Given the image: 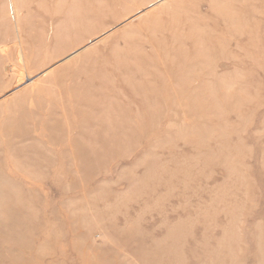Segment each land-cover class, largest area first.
<instances>
[{"label": "rangeland", "instance_id": "rangeland-1", "mask_svg": "<svg viewBox=\"0 0 264 264\" xmlns=\"http://www.w3.org/2000/svg\"><path fill=\"white\" fill-rule=\"evenodd\" d=\"M0 264H264V0H0Z\"/></svg>", "mask_w": 264, "mask_h": 264}]
</instances>
